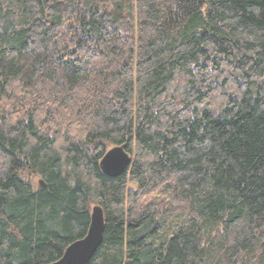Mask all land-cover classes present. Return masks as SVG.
Segmentation results:
<instances>
[{
	"label": "trees",
	"instance_id": "1",
	"mask_svg": "<svg viewBox=\"0 0 264 264\" xmlns=\"http://www.w3.org/2000/svg\"><path fill=\"white\" fill-rule=\"evenodd\" d=\"M93 206L89 264H264V0H0V264Z\"/></svg>",
	"mask_w": 264,
	"mask_h": 264
},
{
	"label": "water",
	"instance_id": "2",
	"mask_svg": "<svg viewBox=\"0 0 264 264\" xmlns=\"http://www.w3.org/2000/svg\"><path fill=\"white\" fill-rule=\"evenodd\" d=\"M130 156L123 146L109 149L102 157L99 168L109 178L121 176L130 166ZM104 234V215L101 207L93 206L90 213V224L86 235L64 251L62 257L51 264H89L99 248Z\"/></svg>",
	"mask_w": 264,
	"mask_h": 264
}]
</instances>
